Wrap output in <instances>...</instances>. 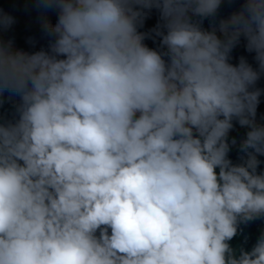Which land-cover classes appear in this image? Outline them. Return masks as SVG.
<instances>
[{
	"label": "clouds",
	"instance_id": "obj_1",
	"mask_svg": "<svg viewBox=\"0 0 264 264\" xmlns=\"http://www.w3.org/2000/svg\"><path fill=\"white\" fill-rule=\"evenodd\" d=\"M27 2L38 49L0 8V264H264V0Z\"/></svg>",
	"mask_w": 264,
	"mask_h": 264
},
{
	"label": "trees",
	"instance_id": "obj_2",
	"mask_svg": "<svg viewBox=\"0 0 264 264\" xmlns=\"http://www.w3.org/2000/svg\"><path fill=\"white\" fill-rule=\"evenodd\" d=\"M0 8H3L17 18V23L9 31L8 35L14 37L18 46L25 49H31V45L26 43V40L29 36H35L38 40V43L36 45L37 49L46 44V39L42 38V24L37 18V13L32 8V5L28 3L27 0H0ZM230 10V7L225 6L222 9V12L224 14H227ZM156 19L157 17L153 15L151 19L146 21L145 27H152L156 23ZM233 55L236 60H238V57L240 55H245L251 61V57L253 54L247 53L243 46H240L237 49H234ZM260 86L264 87V79L260 81ZM259 111L264 113V97H262ZM232 156L233 158L235 157V152L232 153ZM262 167H264V165H262ZM259 225L260 222L257 221L249 225L245 229L246 232L253 233V240L255 239V234L257 233ZM236 242L237 241L234 240L233 243Z\"/></svg>",
	"mask_w": 264,
	"mask_h": 264
}]
</instances>
